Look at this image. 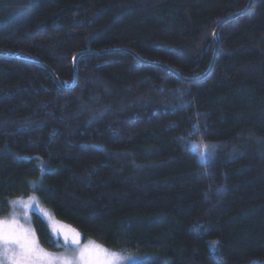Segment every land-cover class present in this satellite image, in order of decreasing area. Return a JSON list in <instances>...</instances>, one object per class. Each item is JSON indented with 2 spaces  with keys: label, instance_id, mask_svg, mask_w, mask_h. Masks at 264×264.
<instances>
[{
  "label": "trees",
  "instance_id": "1",
  "mask_svg": "<svg viewBox=\"0 0 264 264\" xmlns=\"http://www.w3.org/2000/svg\"><path fill=\"white\" fill-rule=\"evenodd\" d=\"M248 2L0 0V216L33 194L83 239L151 253L139 264H264V0Z\"/></svg>",
  "mask_w": 264,
  "mask_h": 264
},
{
  "label": "snow or ice",
  "instance_id": "2",
  "mask_svg": "<svg viewBox=\"0 0 264 264\" xmlns=\"http://www.w3.org/2000/svg\"><path fill=\"white\" fill-rule=\"evenodd\" d=\"M207 146H203L200 156L203 157ZM27 207V205H25ZM49 220L53 234L62 235L65 245L71 242L78 252L54 256L40 248L36 233L31 228L20 225L15 215L11 220L0 221V254L11 264H114L121 259L116 253H107L104 249L85 245L80 247L79 233L70 226L55 221L49 212H44ZM95 247V254H93ZM211 251H216V242H212ZM103 254V255H101Z\"/></svg>",
  "mask_w": 264,
  "mask_h": 264
},
{
  "label": "rangeland",
  "instance_id": "3",
  "mask_svg": "<svg viewBox=\"0 0 264 264\" xmlns=\"http://www.w3.org/2000/svg\"><path fill=\"white\" fill-rule=\"evenodd\" d=\"M195 150H196L197 155H199V157L201 159H203L207 156L206 151H205V154L203 157L200 156V152L202 151V147H196ZM25 205H27V207ZM9 208H10L9 213L5 216H0V221L11 220L12 217L15 215L16 220L20 225H22L26 229L27 228L33 229L31 226V213L36 212L42 218V220H44L47 228L49 229V232H50L52 239H54V245H53L54 247L52 249L43 248L40 245V243L38 242L40 248H42L45 252L52 254L54 256H63L65 254L78 252V250L76 249V246L72 245L71 242H69L68 245H65L64 238L62 235L53 234V232L51 231V229L49 227L50 222H49L48 218L46 216H44V214H43L44 212H49V213H51V212L47 208L39 206V204L37 202V198L35 195L30 194L29 197L11 200ZM54 219H55V221L62 223L61 221H59L55 217H54ZM62 224H64V223H62ZM64 225L69 226L66 223ZM71 228L74 229L73 227H71ZM76 232L79 233L78 231H76ZM79 240H80V247H84L85 245H91V246L102 248L107 253L118 254L121 257V259L114 261V264H139V263L145 261V259L150 258V256H151V253H149V252L128 254V253L116 251L113 249H109V248H106L105 246H103L102 244H99L98 242H96L95 240H93L91 238L83 239L80 236V234H79ZM95 247H93V254H95ZM101 255H103V254H101ZM0 264H11V262L4 259L3 255L0 254Z\"/></svg>",
  "mask_w": 264,
  "mask_h": 264
},
{
  "label": "water",
  "instance_id": "4",
  "mask_svg": "<svg viewBox=\"0 0 264 264\" xmlns=\"http://www.w3.org/2000/svg\"><path fill=\"white\" fill-rule=\"evenodd\" d=\"M251 1L252 0H249V2H248V4H247V6H246V8H245V11L243 12V13H245L246 12V10L247 9H249V6H250V4H251ZM234 16H231V17H228V18H225L224 19V21H222L217 27H216V29L214 30V33L216 34L217 33V29H218V27L221 25V24H223L225 21H227V20H230L231 18H233ZM216 50H217V42L215 43V47H214V51H213V57H212V60H211V62H210V66H209V68L207 69V71L206 72H204V74L202 75V76H200V77H198V78H193V79H191V80H189V79H185L186 81H189V82H193V81H195V80H199V79H202V78H204V76L205 75H207L210 71H211V69H212V67H213V63H214V59H215V57H216ZM79 56V54L78 55H76L74 58H73V60H74V64H73V68H74V66H75V62H76V58ZM75 77H76V75H74V81H75ZM73 81V84L75 83ZM72 84V85H73Z\"/></svg>",
  "mask_w": 264,
  "mask_h": 264
}]
</instances>
